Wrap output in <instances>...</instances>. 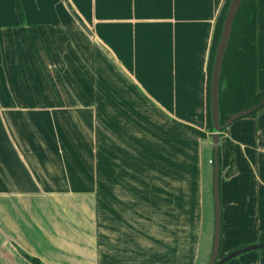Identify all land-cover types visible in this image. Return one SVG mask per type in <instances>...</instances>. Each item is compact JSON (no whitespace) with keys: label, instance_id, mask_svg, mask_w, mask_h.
Instances as JSON below:
<instances>
[{"label":"crops","instance_id":"obj_1","mask_svg":"<svg viewBox=\"0 0 264 264\" xmlns=\"http://www.w3.org/2000/svg\"><path fill=\"white\" fill-rule=\"evenodd\" d=\"M225 3L0 0V264H32L23 253L44 264H197L213 198L208 69ZM258 8L263 91L264 0ZM80 110L103 114L101 182L55 186L87 192L86 213L71 196L56 202L67 216L32 228L31 114ZM220 164L222 240L264 241V109L220 134Z\"/></svg>","mask_w":264,"mask_h":264},{"label":"rangeland","instance_id":"obj_2","mask_svg":"<svg viewBox=\"0 0 264 264\" xmlns=\"http://www.w3.org/2000/svg\"><path fill=\"white\" fill-rule=\"evenodd\" d=\"M94 66H80L82 74H85L87 69L92 72ZM65 87L64 85L63 88ZM102 115L101 113H86L81 110L79 114L61 112L31 114L30 202L32 228L35 227L39 218L46 216L49 220L54 217L64 218V214L67 216L66 210L58 206L56 202L61 204L71 201V196H73L72 201H78L83 207L82 211L86 213L87 202L90 201L87 192L69 194L57 193L54 190L55 186L71 185V183L78 184V188L86 189L84 187H86L87 181H90V184H93L94 179L96 181L94 183H97L98 179L100 181L101 178H92V174L95 169L99 172L102 169ZM207 131L211 133L210 129ZM211 165H213V160ZM210 172L209 169L208 173L210 174ZM208 186H210V192L211 185ZM99 194L101 196V193ZM210 196H208L209 224L207 227L209 231L197 264H209L213 251L215 211L214 200ZM62 205L63 207L68 206V204ZM70 211L73 213L71 215L77 217L80 210L73 207ZM80 216L86 215L82 213ZM48 228H52V226L48 224ZM262 243L264 244V241L244 238L229 244V241L224 238L219 260L226 258L234 251ZM30 262L34 264L32 261ZM225 264H264V249L237 256Z\"/></svg>","mask_w":264,"mask_h":264},{"label":"trees","instance_id":"obj_3","mask_svg":"<svg viewBox=\"0 0 264 264\" xmlns=\"http://www.w3.org/2000/svg\"><path fill=\"white\" fill-rule=\"evenodd\" d=\"M231 0H226L218 18L212 44L208 69V129L213 131L210 114V83L217 46L222 34ZM258 0H243L236 16L229 47L226 51L221 74L220 112L221 124L228 116L259 104L264 98V90L259 89V37H258ZM264 106L247 117H256ZM193 134L205 138L206 133L187 127ZM225 130V129H224ZM223 130V131H224ZM221 175V171H220ZM263 244V243H262ZM259 245V244H257ZM24 256L34 264H44L41 260Z\"/></svg>","mask_w":264,"mask_h":264},{"label":"water","instance_id":"obj_4","mask_svg":"<svg viewBox=\"0 0 264 264\" xmlns=\"http://www.w3.org/2000/svg\"><path fill=\"white\" fill-rule=\"evenodd\" d=\"M243 0H231L228 12L223 23L222 34L217 46L214 64L212 68L211 83H210V114L213 125L212 139H213V199H214V211H215V224H214V243L213 251L209 261V264H225L237 256L257 251L264 248V244L252 245L242 248L229 254L226 258L219 260L221 252V240H222V204H221V191H220V134L224 129L230 127L236 121L245 118L252 113L258 111L264 106V98L262 101L246 110H242L237 113L230 114L228 120L224 125L221 124V112H220V85L221 74L223 64L225 60L226 51L229 47L230 39L233 32V26L242 4Z\"/></svg>","mask_w":264,"mask_h":264}]
</instances>
